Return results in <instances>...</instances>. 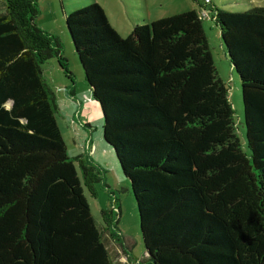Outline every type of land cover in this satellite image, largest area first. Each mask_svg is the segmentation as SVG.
<instances>
[{
    "label": "trees",
    "instance_id": "obj_1",
    "mask_svg": "<svg viewBox=\"0 0 264 264\" xmlns=\"http://www.w3.org/2000/svg\"><path fill=\"white\" fill-rule=\"evenodd\" d=\"M4 4L0 264H113L103 234L119 244L117 201L100 211L99 229L84 193L97 197L103 171L68 156L42 76L56 58L72 82L60 43L35 25L34 0ZM207 14L239 78L249 154L197 12L136 25L126 38L96 3L65 15L149 254L127 264H264V8Z\"/></svg>",
    "mask_w": 264,
    "mask_h": 264
},
{
    "label": "rangeland",
    "instance_id": "obj_2",
    "mask_svg": "<svg viewBox=\"0 0 264 264\" xmlns=\"http://www.w3.org/2000/svg\"><path fill=\"white\" fill-rule=\"evenodd\" d=\"M34 1L38 10L35 25L57 38L61 55L66 60L68 72L72 76L71 82L59 67L56 58L41 66L43 79L54 98L57 109L55 118L66 144L67 154L72 159H88L103 171V182L97 187V197L92 198L87 192L84 193L91 216L101 229L103 224L100 211L113 208L116 200L120 211L117 224L119 244L114 242L107 232L103 234L112 263L126 264L129 258L131 261L145 262L148 255L145 254L142 244L137 208L129 181L123 176L112 147L103 140L100 107L93 100L89 86L84 80L82 68L65 26V15L96 3L104 11L111 28L119 37L126 38L136 25H145L188 11L200 14L204 10L207 13L211 6L226 12H247L264 8V0H198L201 6L194 0ZM4 8V0H0V14L4 12ZM200 19L217 77L227 91L235 134L242 151L249 154L239 78L224 51L218 28L210 19ZM76 169L80 176L77 165ZM110 192L115 195L110 196Z\"/></svg>",
    "mask_w": 264,
    "mask_h": 264
},
{
    "label": "built area",
    "instance_id": "obj_3",
    "mask_svg": "<svg viewBox=\"0 0 264 264\" xmlns=\"http://www.w3.org/2000/svg\"><path fill=\"white\" fill-rule=\"evenodd\" d=\"M205 3H207V1H206ZM199 16H200L201 18H207V19L209 18V17H208V14H207L205 11L200 12Z\"/></svg>",
    "mask_w": 264,
    "mask_h": 264
},
{
    "label": "water",
    "instance_id": "obj_4",
    "mask_svg": "<svg viewBox=\"0 0 264 264\" xmlns=\"http://www.w3.org/2000/svg\"><path fill=\"white\" fill-rule=\"evenodd\" d=\"M100 107V106H99ZM100 111H101V109H100ZM102 114V113H101ZM146 252V251H145ZM145 254H147V255H149L147 252L145 253Z\"/></svg>",
    "mask_w": 264,
    "mask_h": 264
},
{
    "label": "crops",
    "instance_id": "obj_5",
    "mask_svg": "<svg viewBox=\"0 0 264 264\" xmlns=\"http://www.w3.org/2000/svg\"><path fill=\"white\" fill-rule=\"evenodd\" d=\"M128 262V261H127ZM127 264V263H126Z\"/></svg>",
    "mask_w": 264,
    "mask_h": 264
}]
</instances>
